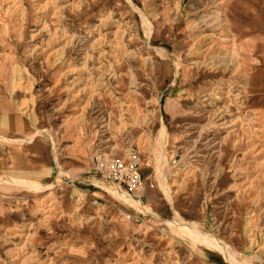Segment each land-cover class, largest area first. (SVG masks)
<instances>
[{
  "label": "rangeland",
  "instance_id": "1",
  "mask_svg": "<svg viewBox=\"0 0 264 264\" xmlns=\"http://www.w3.org/2000/svg\"><path fill=\"white\" fill-rule=\"evenodd\" d=\"M68 123L149 214L26 161ZM195 236L264 264V0H0V264H232Z\"/></svg>",
  "mask_w": 264,
  "mask_h": 264
},
{
  "label": "crops",
  "instance_id": "2",
  "mask_svg": "<svg viewBox=\"0 0 264 264\" xmlns=\"http://www.w3.org/2000/svg\"><path fill=\"white\" fill-rule=\"evenodd\" d=\"M13 128L16 130L17 133H23L25 131L24 127L20 124H15ZM89 137L86 138L87 140L78 139V135L74 131L73 124L68 123L61 132V144L63 145L59 149V155L61 156V159L58 160L56 155L53 156V154L47 150L46 145L40 143L38 147L32 144V149L29 150L28 154H26V161L30 162V160H32L33 162H37L36 164H43L49 171H52L53 173L58 167L62 174L71 175V177H73L74 179L73 182L75 184L83 183V185L86 186L82 188L84 192H87V194H89L90 196L99 199L100 192L93 190L91 191V188H89L91 185L95 186V183H92L93 181L98 183L100 182L94 177L90 176L91 171L94 168L95 162L93 155V147L90 143L91 139H89ZM15 138L18 141L17 137H6L8 141H10L11 139L15 140ZM21 141L22 140H19V142ZM56 144H58L57 147L60 145V143L56 142L54 144L55 146L53 145L54 149L56 147ZM54 151L56 154L57 150ZM129 152L130 150H126V152L115 153V155L117 158L128 160ZM20 162L24 164L23 156H21ZM119 189L121 190V188ZM143 192L144 190L141 187V189L134 193V195L136 197L137 194H139V198L147 199L148 194L146 192Z\"/></svg>",
  "mask_w": 264,
  "mask_h": 264
},
{
  "label": "built area",
  "instance_id": "3",
  "mask_svg": "<svg viewBox=\"0 0 264 264\" xmlns=\"http://www.w3.org/2000/svg\"><path fill=\"white\" fill-rule=\"evenodd\" d=\"M93 172L104 182L115 185L126 194L133 195L142 187L143 178L139 158L135 152H129L128 160L117 158L115 153L99 150L94 157Z\"/></svg>",
  "mask_w": 264,
  "mask_h": 264
},
{
  "label": "bare ground",
  "instance_id": "4",
  "mask_svg": "<svg viewBox=\"0 0 264 264\" xmlns=\"http://www.w3.org/2000/svg\"><path fill=\"white\" fill-rule=\"evenodd\" d=\"M151 9V8H150ZM150 12V11H148ZM141 18L143 19L144 21V24H147L149 25V32L147 33L148 36L152 35L153 33V30H154V27L150 24V22L146 19V16L144 14H141ZM154 35V34H153ZM159 53V52H158ZM161 53V52H160ZM174 55V54H173ZM163 57V56H162ZM175 57V56H174ZM175 66V64H174ZM161 73L164 75V74H167L170 70V68L166 65L165 62L162 63V66H161ZM174 78L177 76V67H174ZM161 73H160V76H161ZM170 81V79H168ZM160 83V82H159ZM164 83V82H163ZM89 147V146H88ZM88 152V151H87ZM164 164V163H163ZM151 168V167H150ZM151 175V174H150ZM147 178V177H146ZM28 181V180H27ZM151 182V181H150ZM42 183V182H41ZM15 184V183H14ZM148 185H150L148 183ZM157 186V185H156ZM25 187V186H24ZM149 187V186H148ZM158 187V186H157ZM38 189V188H37ZM47 189V188H46ZM145 189V188H144ZM153 189V188H152ZM41 191V190H40ZM108 191H110L111 193V198L115 199V201H119L121 203V205L125 208V209H129L131 208V206L133 207V205H135L141 212H144L149 214V210L144 206L142 205V203L138 200H135L133 199L131 196H129L128 194H126L124 191H121L118 187H114V188H111L109 189ZM144 193V192H143ZM161 193V192H159ZM163 199V198H162ZM120 208V207H119ZM135 209V208H134ZM127 211V210H126ZM153 214V213H152ZM146 215V214H145ZM166 223L168 225H171L172 227L173 226H179L181 227L183 230H186V231H190V226H187L185 225V223L181 222L179 223L178 225H175V223L173 221H166ZM195 238L200 241L201 243H204L207 247H210V248H213L217 251H219L220 253L223 254V256L225 257V259H227L228 261H230L232 264H237V262L233 259L232 257V254L230 253L231 251L226 249L224 247V245H221L219 243H213L212 241L209 240L208 237H204V236H195ZM206 239V241H205ZM237 251V250H236ZM241 254V253H240Z\"/></svg>",
  "mask_w": 264,
  "mask_h": 264
}]
</instances>
